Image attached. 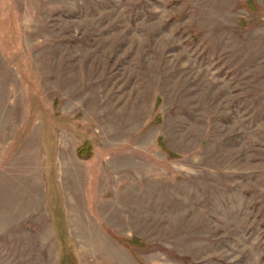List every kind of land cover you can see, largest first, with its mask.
I'll return each instance as SVG.
<instances>
[{
    "label": "rangeland",
    "instance_id": "1",
    "mask_svg": "<svg viewBox=\"0 0 264 264\" xmlns=\"http://www.w3.org/2000/svg\"><path fill=\"white\" fill-rule=\"evenodd\" d=\"M0 264H264V0H0Z\"/></svg>",
    "mask_w": 264,
    "mask_h": 264
}]
</instances>
